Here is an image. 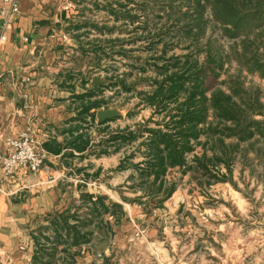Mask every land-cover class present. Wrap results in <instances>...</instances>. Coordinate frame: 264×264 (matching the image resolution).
I'll return each mask as SVG.
<instances>
[{"label": "rangeland", "instance_id": "obj_1", "mask_svg": "<svg viewBox=\"0 0 264 264\" xmlns=\"http://www.w3.org/2000/svg\"><path fill=\"white\" fill-rule=\"evenodd\" d=\"M69 2L63 10L68 14L64 27L78 44V51L72 65L59 75L63 80L58 86L70 92L63 98L67 99L68 108L80 111L88 102L96 106L76 119L75 126L90 139L86 161L78 166L80 161H73L74 157L65 151L59 157V165L75 174V179L80 177L78 172L83 174L79 182L85 184L81 193L105 197L103 200L110 208L108 213L92 218L80 196L71 200L68 208L71 212L77 210L82 218L93 219L86 228L92 234L88 240L80 241L74 262L264 264V75L262 70L250 71L233 51L245 47L264 61V33L255 27L248 34L252 44H243L245 32L236 31L232 35L234 31L224 30L213 19L209 5H205L198 21L193 20L192 6L187 0ZM197 24L202 27L198 34ZM81 50L87 51V55L81 54ZM205 51L214 57L220 51L221 57L214 74L209 75V87L227 93L233 87L244 99L257 98L261 113L254 114L253 119L263 124L249 139L224 136L223 145L212 136L201 134L200 142L193 141L192 151L186 153L185 164L169 168L163 175L165 187L174 186L170 195L163 197L160 192L154 195L157 182L141 185L134 164L145 158L147 148L142 143L148 135L146 129L161 127L164 112L162 107L148 104L144 94H150L166 73L179 71L184 56L188 55L191 63L194 59L202 62ZM94 77L104 83L93 85ZM84 80L83 88L80 84ZM77 94L89 96L78 99ZM105 109H116L118 115L98 122L96 112ZM127 130L137 135L128 144L105 142L116 132ZM102 149L107 152H100ZM212 149L218 153L221 149L227 151V162L213 159L210 163L214 165L208 163L209 171L192 168L195 157L206 154L210 158ZM115 153L118 158L115 168H109V161L89 165L94 157ZM121 161L125 168H119ZM46 163L45 158L41 170ZM111 203H118L120 209L112 208ZM100 219L109 223L110 229L100 227L97 224ZM41 229L53 235L51 229H33L31 233L40 242L44 241L39 236ZM75 250L72 248L70 253ZM56 255L54 264H63L61 257L65 254L59 245Z\"/></svg>", "mask_w": 264, "mask_h": 264}, {"label": "crops", "instance_id": "obj_2", "mask_svg": "<svg viewBox=\"0 0 264 264\" xmlns=\"http://www.w3.org/2000/svg\"><path fill=\"white\" fill-rule=\"evenodd\" d=\"M69 1L20 0L16 13L0 15L1 153L7 137L30 131L39 145L48 139L63 143L65 131L78 127V110L63 101L70 92L58 86L63 80L59 75L72 65L78 51L64 27L68 14L63 10ZM64 152L47 154V165L35 174L18 170L8 178L0 170V264H29L35 251L31 231L48 227L50 215L67 210L83 192L85 184H79L83 174L78 172L75 179L59 165ZM85 154L73 151V161L81 166ZM98 161H109V168H115L117 153L94 157L89 165ZM42 217L46 220H39Z\"/></svg>", "mask_w": 264, "mask_h": 264}, {"label": "trees", "instance_id": "obj_3", "mask_svg": "<svg viewBox=\"0 0 264 264\" xmlns=\"http://www.w3.org/2000/svg\"><path fill=\"white\" fill-rule=\"evenodd\" d=\"M187 3L191 4L189 5L192 6L190 16L196 21L201 17L205 5H209L213 19L221 23L224 30L234 31L232 35H236V31L245 32L244 35L247 38L242 40L243 44L247 42L252 44V40L249 41L248 34L253 33L255 27L259 28L260 33H264V0H187ZM196 27L198 34L202 31V27L199 24ZM191 28H189V31ZM247 50L242 47L241 51L235 49L233 51L236 52L235 57L239 62L247 64L250 71L257 69L263 71L264 61L260 60L255 51ZM249 52L254 54L250 55ZM87 53V51L81 50V54L84 56ZM219 54L220 51L214 57L210 54V51H205L202 62L194 59L192 63L189 61L188 55L184 56L179 71L166 73L160 81H157L155 89L150 94H144L148 104L156 105L158 108L162 107L161 112H164L163 120L160 122L161 127L146 129L148 135L142 143L147 148L144 153L145 158L134 164L141 185L147 182L152 185L157 182L154 195L159 192L163 194V197L170 195L174 186L165 187L166 181L163 175L169 168L185 164L186 153L192 151L193 141L200 142L199 137L201 134L212 136V139L223 145L224 136L249 139L253 137L255 131H259V127L263 124L262 121L253 119L254 114L261 113L257 109L260 106L257 98L252 96L244 99L233 87H229V93L219 88L209 87L210 76L214 74L215 66L221 62ZM262 71L261 74L264 75ZM68 77L72 78V75H68ZM83 82L85 80L81 82L80 86L84 88L85 84ZM87 96L89 95H76L78 99ZM170 102L173 107H171ZM95 106L96 103L88 102L81 107L80 111H77V115L80 117L87 114ZM209 116L212 118L209 119ZM106 121L108 120L101 123ZM80 129L75 127L65 131L67 135L63 143L48 139L42 144L43 149L47 154H59L62 149H65L69 156H73V151L80 153L87 151L90 146V139ZM136 136L135 131H120L105 142L114 144L119 141V144L123 145L133 141ZM212 150L214 152L210 158H207L206 154L195 157V164L192 168L202 167L209 171L207 166L213 159L227 162V151L221 149V153H218L215 152V149ZM100 152L106 153L107 151L102 149ZM64 154H61V156ZM222 156L226 159H223ZM119 168H125L122 166V161ZM145 193H147L146 190ZM104 198L90 193H81L80 195L83 206L89 210L92 218L102 216L101 214H105L110 209L105 204ZM111 207L120 209L118 203H111ZM72 219L74 221H71ZM92 221L93 219L91 220L86 216L82 218L77 210L71 212L70 209L50 215L48 227H43V229H51L53 235L43 233L41 229V235L39 236L42 237L45 243L44 241L40 242L38 236L33 235L35 251L30 264L56 263L58 245L61 246V251L65 254L64 257H61L63 264L74 262V258L79 252L80 241L88 240L92 234L91 231L86 230L92 224ZM97 224L105 228L111 226L109 223H105L103 219H100ZM83 228H85V232L82 231ZM72 248L76 250L70 253Z\"/></svg>", "mask_w": 264, "mask_h": 264}, {"label": "built area", "instance_id": "obj_4", "mask_svg": "<svg viewBox=\"0 0 264 264\" xmlns=\"http://www.w3.org/2000/svg\"><path fill=\"white\" fill-rule=\"evenodd\" d=\"M20 0H1L0 15L6 18L19 9ZM98 121V120H97ZM46 151L31 136L30 131L16 137L5 138V152H0V170L5 177H12L18 170L35 174L41 170Z\"/></svg>", "mask_w": 264, "mask_h": 264}, {"label": "water", "instance_id": "obj_5", "mask_svg": "<svg viewBox=\"0 0 264 264\" xmlns=\"http://www.w3.org/2000/svg\"><path fill=\"white\" fill-rule=\"evenodd\" d=\"M104 81L99 79L98 77H94L92 80V84H103ZM118 115V111L116 109H105V110H100L96 112V118L98 122H103L107 119L114 118Z\"/></svg>", "mask_w": 264, "mask_h": 264}]
</instances>
